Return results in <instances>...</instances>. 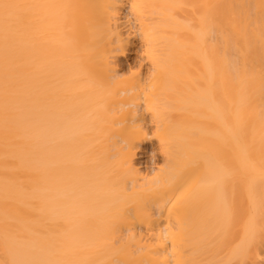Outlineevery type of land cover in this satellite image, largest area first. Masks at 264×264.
<instances>
[{
  "label": "bare ground",
  "instance_id": "bare-ground-1",
  "mask_svg": "<svg viewBox=\"0 0 264 264\" xmlns=\"http://www.w3.org/2000/svg\"><path fill=\"white\" fill-rule=\"evenodd\" d=\"M212 193L248 251L264 0H0V264H230Z\"/></svg>",
  "mask_w": 264,
  "mask_h": 264
},
{
  "label": "rangeland",
  "instance_id": "rangeland-1",
  "mask_svg": "<svg viewBox=\"0 0 264 264\" xmlns=\"http://www.w3.org/2000/svg\"><path fill=\"white\" fill-rule=\"evenodd\" d=\"M129 65H134V63L130 61ZM238 212L239 211L234 208L232 195L221 196L217 193L208 194L205 196V200L201 204L190 210V223H192L190 230L197 235H202L208 231L213 234L221 230L219 228H208L209 224L222 225L223 223H226L227 220H231L230 223L226 225L225 230L223 228V231L228 235V240L231 241L230 246L236 251L235 260L231 261L230 264H264V231L262 232L263 234H255L256 237L250 242L249 250L245 251V249H243L244 243L240 238L239 233L241 232L239 230H242L243 227H240L241 225H239V228L236 226L238 223L235 225L232 221L234 216L237 214L240 215ZM244 231L243 233H245ZM243 233L241 232V234ZM241 237L244 238L243 236ZM183 238L192 239V236H185ZM230 246L229 248H231Z\"/></svg>",
  "mask_w": 264,
  "mask_h": 264
}]
</instances>
